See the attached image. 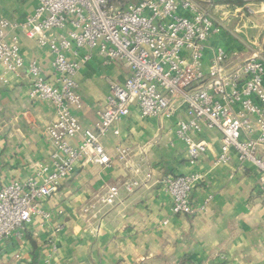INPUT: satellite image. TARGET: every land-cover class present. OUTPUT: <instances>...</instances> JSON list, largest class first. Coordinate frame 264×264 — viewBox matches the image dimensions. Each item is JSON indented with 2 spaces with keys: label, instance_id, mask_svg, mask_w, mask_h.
Masks as SVG:
<instances>
[{
  "label": "crops",
  "instance_id": "1",
  "mask_svg": "<svg viewBox=\"0 0 264 264\" xmlns=\"http://www.w3.org/2000/svg\"><path fill=\"white\" fill-rule=\"evenodd\" d=\"M260 1L261 6L253 9L251 30L264 25V0ZM35 6V0H3L0 20L23 21ZM236 8L240 7L227 6L226 0H214L210 10L225 28L208 40L205 69L218 48L242 60L260 50L264 57V35L251 38L248 33L249 37L240 34L248 23L236 13ZM257 19L259 25L254 23ZM22 52L28 60L37 58L50 75L53 57L47 48L22 36ZM85 53L81 51L79 56ZM129 77L130 71L123 62L105 65L97 52L92 53L75 78L82 107H72V113L82 128L95 129L99 125L110 85H124ZM28 87L27 78L0 85V188L13 182L24 183L38 166L51 164L52 147L45 131L55 121V111L48 102L31 100ZM183 113L170 120L143 118L132 106L130 115L115 126L120 134L116 136L112 131L101 139L110 164L79 166L58 193L40 203L43 214L34 215L21 235L0 242V261L264 264L261 171L250 163L241 165L235 151L231 152L229 164L215 166L221 153L222 133L205 126L196 140L204 142L207 151L192 165L186 146L175 135V124L178 117H185ZM258 136L256 132L252 138ZM79 139L71 143L76 145ZM117 148L128 150L126 160L118 158ZM258 156L264 161L263 147ZM193 173L204 176L192 194L193 208L205 206L206 211L174 216L163 181ZM134 181L139 185L127 191L125 184ZM112 186L120 189L119 200L114 206L103 205L101 200ZM164 222L168 224L163 225Z\"/></svg>",
  "mask_w": 264,
  "mask_h": 264
},
{
  "label": "built area",
  "instance_id": "2",
  "mask_svg": "<svg viewBox=\"0 0 264 264\" xmlns=\"http://www.w3.org/2000/svg\"><path fill=\"white\" fill-rule=\"evenodd\" d=\"M35 1L23 21L0 20V85L27 78L31 100L52 105L56 119L45 131L51 164L38 166L24 183L0 188V242L21 235L34 215L43 214L40 203L58 193L79 166L110 164L101 139L112 131L120 134L115 126L130 115L132 106L143 118L170 120L184 112L175 135L186 146L192 165L207 151V145L196 140L203 126L219 130L222 146L214 165L229 164L235 151L241 165L250 163L261 171L264 191V161L258 156L264 148V57L260 50L242 60L218 48L205 69L208 40L225 28L210 10L214 0ZM248 1L236 8L242 17L243 10L255 13ZM226 4L231 6L228 0ZM22 36L47 48L53 57L50 75L37 58L24 57ZM81 51L86 53L79 56ZM93 52L105 65L123 62L130 77L124 85H110L99 125L84 129L72 113V107H82L75 78ZM256 132L259 136L253 139ZM117 153L120 160L129 155L123 148ZM203 178L193 173L163 181L174 216L206 211L205 206L192 205V194ZM138 185L134 181L124 187L130 192ZM119 196L120 189L112 186L101 203L114 206Z\"/></svg>",
  "mask_w": 264,
  "mask_h": 264
},
{
  "label": "rangeland",
  "instance_id": "3",
  "mask_svg": "<svg viewBox=\"0 0 264 264\" xmlns=\"http://www.w3.org/2000/svg\"><path fill=\"white\" fill-rule=\"evenodd\" d=\"M261 2L262 1H260V0H251V1H248V3H250V4H253L251 7H249V9L250 10H257V6H261ZM242 13L244 14V21H245V23H248V24H246V26H245V29H242L241 31H243V33L241 32L240 34H244V36L246 35L247 37H258V36H260V35H264V25H262L261 26V28H257V29H253V30H251V25H253V21H252V18H251V16L253 17V16H255V15H253V14H251V13H249L247 10L245 11V10H243L242 11ZM264 14V13H263ZM262 14V15H263ZM261 15V14H260ZM260 15H258V16H260ZM239 18V17H238ZM238 18H235L234 17V19L235 20H239ZM262 20H264L263 18H262ZM261 20V21H262ZM260 19L258 20H254V23H255V25L257 24V25H259L260 24ZM245 23H241V25H244ZM251 25H250V24ZM259 23V24H258ZM262 23V22H261ZM247 33H248V35H247ZM244 36H242V37H244Z\"/></svg>",
  "mask_w": 264,
  "mask_h": 264
},
{
  "label": "trees",
  "instance_id": "4",
  "mask_svg": "<svg viewBox=\"0 0 264 264\" xmlns=\"http://www.w3.org/2000/svg\"><path fill=\"white\" fill-rule=\"evenodd\" d=\"M229 3L234 7H242L245 4V0H229Z\"/></svg>",
  "mask_w": 264,
  "mask_h": 264
}]
</instances>
